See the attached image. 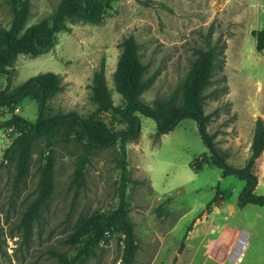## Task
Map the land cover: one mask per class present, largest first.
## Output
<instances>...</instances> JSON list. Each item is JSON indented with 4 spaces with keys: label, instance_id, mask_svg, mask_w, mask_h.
Returning <instances> with one entry per match:
<instances>
[{
    "label": "rangeland",
    "instance_id": "1",
    "mask_svg": "<svg viewBox=\"0 0 264 264\" xmlns=\"http://www.w3.org/2000/svg\"><path fill=\"white\" fill-rule=\"evenodd\" d=\"M59 2L31 0L25 28L49 17ZM10 20L6 0H0V28H7ZM263 26L264 0H120L105 12L100 25L68 24V31L57 34L48 53L37 58L18 56L10 71V86L15 88L40 73L57 74L61 91L47 102L49 111L86 117L94 109L89 101L92 75L103 62L113 104L120 106L112 73L120 43L132 36L146 66L144 78L153 80L141 97L150 105L181 86L197 50L217 46L224 64L205 91L207 132L225 162L240 169L250 154L254 120L262 118L258 111L264 115V55L256 52L251 36ZM6 85L7 77H0V89ZM37 114L36 103L28 97L13 109L0 108V124L12 115L33 123ZM102 119L109 124L110 115ZM139 121V137L126 145L128 217L138 244L134 264H264V207L238 205L245 185L238 177L222 178L215 166L191 168L195 161L202 164L210 157L196 123L182 120L157 137L152 119L139 116ZM18 128L0 130V264H57L51 252L73 257L81 244H68L69 236L88 232L90 221L117 208L119 151L97 150L86 166L84 186L77 189L71 181L81 148L57 144L53 194L24 240L20 219L37 194L39 153L45 141L35 144L29 175L15 188L14 162L2 161V156ZM257 171L256 164V177ZM217 190L221 198L208 206ZM254 194L264 196V187ZM244 236L237 262L234 250ZM122 251V243L110 236L79 264H120Z\"/></svg>",
    "mask_w": 264,
    "mask_h": 264
},
{
    "label": "trees",
    "instance_id": "2",
    "mask_svg": "<svg viewBox=\"0 0 264 264\" xmlns=\"http://www.w3.org/2000/svg\"><path fill=\"white\" fill-rule=\"evenodd\" d=\"M120 0H60L52 14L25 28L30 15L31 0H6L11 12V20L7 28H0V77H7V85L0 89V108L13 109L25 98H31L37 105L38 114L33 123H26L22 118L12 117L0 124V130L11 126L19 127L18 135L4 151L2 161L14 162L13 185L15 188L24 184L29 175L34 155V146L43 139L44 149L39 153V180L36 197L23 212L20 225L22 238L28 240L32 224L39 219L43 208L51 198L55 186L54 147L57 144H74L81 148L76 162L71 184L75 188L84 186V176L90 158L97 150L118 148L120 183L118 187V206L110 214L101 216L99 220L88 223V232L75 233L69 236L67 243L81 244L73 257L64 253L51 255L57 264H79L85 258L94 255L100 243L108 241L110 236L117 237L123 245L120 264H134L138 244L133 225L128 217L129 203L126 189L129 183L126 166V145L137 140L140 134L139 116L147 117L155 122L156 136L172 131L185 119L196 123L200 138L207 148L210 157L200 164L195 161L191 166L199 171L203 165L215 166L222 171V178L236 176L245 182L239 196V206L246 204L264 207V196L254 194L257 177L256 162L264 150V121L257 118L249 148V157L240 169L229 166L215 148L213 136L207 132L209 117L204 114L205 91L214 84L215 77L221 73L224 58L217 46H208L197 50L191 62L188 74L183 83L168 98L156 99L146 104L141 97L152 84V78H144L146 66L142 65L138 55V45L134 37L125 38L119 45L121 48L116 67L112 73L114 91L120 96L122 104L115 106L112 92L105 78V66L101 62L93 72L89 86V101L94 107L86 117L76 113H56L49 111L47 102L61 91V79L57 74L40 73L26 80L21 85L11 88V69L20 55L37 58L48 53L56 44L57 34L68 31V24L83 23L100 25L104 14L112 4ZM255 39L256 52L264 49V26L251 32ZM222 81L225 75H222ZM103 115H110L107 124ZM27 125V128L24 126ZM115 126L122 127L115 130ZM204 159V157L202 158ZM195 163H198L196 166ZM222 192L216 191L208 204L218 201ZM0 228V252L3 240ZM85 236V237H84ZM184 246L182 242L181 247Z\"/></svg>",
    "mask_w": 264,
    "mask_h": 264
},
{
    "label": "crops",
    "instance_id": "3",
    "mask_svg": "<svg viewBox=\"0 0 264 264\" xmlns=\"http://www.w3.org/2000/svg\"><path fill=\"white\" fill-rule=\"evenodd\" d=\"M1 89H3V87ZM258 113L262 117L261 119L264 121V115H263V113L260 112V111H258ZM254 121H256V119ZM251 140H252V136H251L250 141H249V144H248L247 154L249 153V148H250ZM256 164H257V168H258V171H257V175L258 176H257V185H256L255 190L258 187H264V150H263L261 156L259 157V159L257 160ZM229 209H232V208H229ZM229 211H231V210H229ZM187 239H190V236H188Z\"/></svg>",
    "mask_w": 264,
    "mask_h": 264
},
{
    "label": "bare ground",
    "instance_id": "4",
    "mask_svg": "<svg viewBox=\"0 0 264 264\" xmlns=\"http://www.w3.org/2000/svg\"><path fill=\"white\" fill-rule=\"evenodd\" d=\"M244 243H245V236L240 239V241L238 242V244L234 250V255L236 256L237 262L240 260L239 253H240L241 249L243 248Z\"/></svg>",
    "mask_w": 264,
    "mask_h": 264
},
{
    "label": "built area",
    "instance_id": "5",
    "mask_svg": "<svg viewBox=\"0 0 264 264\" xmlns=\"http://www.w3.org/2000/svg\"><path fill=\"white\" fill-rule=\"evenodd\" d=\"M261 54H263V55H264V49L262 50Z\"/></svg>",
    "mask_w": 264,
    "mask_h": 264
}]
</instances>
